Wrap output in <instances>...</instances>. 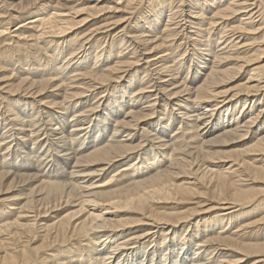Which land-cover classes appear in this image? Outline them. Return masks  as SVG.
<instances>
[{
  "label": "bare ground",
  "instance_id": "6f19581e",
  "mask_svg": "<svg viewBox=\"0 0 264 264\" xmlns=\"http://www.w3.org/2000/svg\"><path fill=\"white\" fill-rule=\"evenodd\" d=\"M80 1L0 0V43L10 39L26 47H0V72L11 73L0 78V98L6 101L0 111V264H49L42 251L75 238L87 242L85 254L73 247L54 249L56 264H264V216L236 222L264 205V25L256 23L264 18V0H198L191 17L203 23L211 14L208 23L222 27L216 39L208 34L204 42H194V64L185 68L182 79L177 75L185 61L161 55L170 50L167 41L142 35L155 31L166 11L157 7L168 0H156L136 39L147 50V67L157 65L156 74L165 73L161 81L154 80L160 81L157 90L166 99L142 103L150 95L149 86L137 83L140 76L134 73L119 82L123 68L139 61L110 62L115 39L103 43L95 36L96 52L85 48L94 33L86 36L78 29L103 8ZM112 1L107 8L118 11L134 2ZM83 10L86 15L80 18ZM26 15L28 22L11 30ZM235 18L237 24L227 28L225 23ZM228 30L233 33L229 37ZM71 31L77 32L68 36ZM258 33L262 38L257 42ZM89 59L94 61L87 65ZM256 60L258 65L250 68ZM113 82V98L109 95L105 105L90 104L98 88ZM140 129L143 133L136 136ZM118 176L128 179L109 189L114 180L121 181ZM246 183L263 187L247 189ZM195 197L210 203L183 211L160 207L191 204ZM68 206L75 209L53 221L57 216L51 214ZM120 211L140 217L118 219ZM186 224L185 234L181 227L185 231ZM145 225L146 232L130 234ZM228 226L235 231L222 230ZM148 238L150 245H138Z\"/></svg>",
  "mask_w": 264,
  "mask_h": 264
},
{
  "label": "rangeland",
  "instance_id": "374dc122",
  "mask_svg": "<svg viewBox=\"0 0 264 264\" xmlns=\"http://www.w3.org/2000/svg\"><path fill=\"white\" fill-rule=\"evenodd\" d=\"M134 2L132 3V5L127 9V10H123V9H121V11H118V9L117 10H111V9H108L107 7L108 6H113L114 5V2L112 1V0H85L84 2H82V0L80 1V2H82V4L81 5H83V6H89V5H96V4H98V6H100V7H102L103 8V11H101L99 14H98V17H95V18H90L91 20L89 21V22H87V23H82L81 24V27H80V29H78V30H81V32L83 33V34H85L86 36L87 35H92L93 33H94V35L92 36V38L90 39V43L89 44H87V46L85 47L86 49H90L91 51H93V53H95L96 52V49H95V47L94 46H92V43H91V40L95 37V36H97L95 39H97L98 40V42L100 41V42H103V43H106L105 42V40L108 42V43H110V41H113L114 39L115 40H117V43L115 42L114 44L115 45H112L113 46V50H115V52H114V54L115 55H111V58H109V61L111 62V61H113V63L116 61V60H120V59H131V61H136V62H138L135 66H131V67H125V68H123V70L119 73L120 75L119 76H122V78H120L119 79V82L121 81V82H124V80H126V79H128V76L129 75H131V74H136L137 76H140L141 77V80H138V84L140 83V84H142V85H145V86H149L148 87V92H146V95H150V97H149V99H146V97L142 100V101H139V103H142V102H147V100H150L151 99V101H153V100H160V101H163L164 99H166V97L165 96H163V94L164 93H162V92H159V90H157L158 89V87H157V85L158 84H160V83H158V82H160L161 81V79L159 78L160 76H163L165 73H162V74H159V75H157L156 73H157V71H155L154 69L157 67V65H149L148 67H147V65H148V63L147 62H149L150 63V61H148V58H145L146 57V52H147V50H145V46H143L142 44H140V43H142L141 41H139V40H137L136 39V36L137 35H139V34H141L142 33V29H145V27H144V22H142V19H144L145 17H146V14H147V16L152 12L151 11V9H153L154 8V6L157 4V2L159 1V0H157V2H155L156 0H138L137 2H136V0H133ZM191 1V2H190ZM141 2V3H140ZM154 2V3H153ZM173 2V3H172ZM175 2V3H174ZM179 2V3H178ZM257 2V1H256ZM168 3V4H167ZM170 3V4H169ZM195 3V4H194ZM198 3V0H195L194 2H193V4H192V0H181V2H180V0H168L165 4H163L164 6L162 7V4H160V6L159 7H157L156 9L157 10H159V9H164V7H165V9H166V11H165V13H163V15H162V19H161V21H160V23H158L157 24V29H155V31L153 30V29H147V30H145V33L144 34H142L143 36H145L144 38H148V36L150 35V38H155V39H157V40H162V38H163V40H166L167 41V43H166V45H167V47H165V48H169L170 50H167V51H165V52H162V54L161 55H167V54H169L170 56H168V58H169V60L171 59V58H173V59H171V60H177V58L180 60V59H182L183 61H185V65L183 64V66H182V68H181V74H179V76L177 75V78L178 79H182V78H184L185 76H187V70H185V68L187 69L188 67H190V66H193V64L194 63H192V62H190L191 60H192V57H193V52H194V48H196V45H194L195 43L194 42H198V41H200V39L199 38H201L202 39V41L204 42V40L207 38V36H208V34L213 38V39H216L217 38V36L219 35L220 36V33H219V30L221 29V27H222V25H218L217 27L215 26H211L210 25V23H208L209 21H208V19H209V17H210V15L208 16V19L206 18L205 20H204V22L203 23H200L197 19H195V18H193V17H191L192 15L191 14H193V12L192 11H194V8L196 7L195 5ZM134 4H135V6H134ZM144 4V5H143ZM167 4V5H166ZM172 4V5H171ZM188 4V5H187ZM80 5V6H81ZM143 5V6H142ZM152 5V6H151ZM177 5V6H176ZM82 6V7H83ZM166 6H167V8L170 6V7H172L173 8V10L172 11H168V9L166 8ZM190 6V7H189ZM134 9H133V8ZM184 8V9H183ZM136 9V10H135ZM180 9V10H179ZM183 9V10H182ZM192 9V10H191ZM197 8H195V10H196ZM178 10V11H177ZM149 11V13H147ZM176 13V14H175ZM79 14V16H80V18H82V17H84L85 15H86V10H83V11H81V12H79L78 13ZM168 16H167V15ZM171 14V15H170ZM174 14V15H173ZM189 15V16H188ZM144 16V17H143ZM124 17V18H123ZM261 17V16H260ZM259 17V18H260ZM123 18V19H122ZM173 18V19H172ZM193 18V19H192ZM30 18L28 17V15H26L25 17H21L20 18V20L18 19L15 23H13V24H11V30H15V27H17V26H19V24H21L22 22H28L27 20H29ZM122 19V21H120V23L118 22V23H116L115 24V22L116 21H118V20H121ZM165 19V20H164ZM136 21V22H135ZM167 21V22H166ZM171 21V22H170ZM25 22V23H26ZM164 22V23H163ZM184 22V23H183ZM220 22H222V20H220ZM235 22V23H234ZM237 18H235V19H231V20H229L228 22H226L225 24L226 25H228V27L227 28H231L232 26H234V25H236L237 24ZM136 23H138V24H136ZM169 23V24H168ZM171 23V24H170ZM219 23V22H218ZM256 23H261V24H263L264 25V18L263 19H261V20H259V21H257ZM169 25H171V28H170V26ZM100 27L101 26V28H100V31H94V30H96L95 28H97V27ZM182 26V27H181ZM208 26V27H207ZM202 27H204V28H202ZM210 27H214V28H212V29H210ZM107 28V29H106ZM198 29V30H197ZM199 29H200V31H199ZM208 29V30H207ZM26 31V29H23V31ZM83 30H85V32L83 31ZM153 30V31H152ZM215 30V31H214ZM231 30V29H230ZM230 30H228V37L229 36H231L233 33L230 31ZM112 31V32H111ZM130 31V32H129ZM153 33H152V32ZM177 31V32H176ZM191 31V32H190ZM202 31H204V32H202ZM208 31V32H207ZM75 32H77V31H71L70 33H69V35L68 36H70V35H72V34H74ZM89 32V33H88ZM92 32V33H91ZM97 32V33H96ZM150 32V33H149ZM179 32V33H178ZM231 32V33H230ZM12 33H15V32H12ZM28 33H29V31H28ZM126 33V34H125ZM163 33V34H162ZM171 33V34H170ZM212 33V34H211ZM119 34V35H118ZM153 34V35H152ZM156 34V35H155ZM170 34V35H169ZM187 34V35H186ZM194 34V35H193ZM202 34V35H201ZM216 34V35H215ZM112 37H114V38H112ZM123 35H125V38H124V41L123 42H119L118 43V40L120 39V36L122 37ZM147 35V36H146ZM161 35V36H160ZM181 35V36H180ZM190 35V36H189ZM204 35V36H203ZM104 36V37H103ZM119 36V37H118ZM169 36V37H168ZM194 36V37H193ZM200 36V37H199ZM161 37V38H160ZM167 37V38H166ZM191 37V38H190ZM204 37H205V39H204ZM249 37H254V35H251V36H249ZM130 39V41H133V42H131V43H127V45H126V42H127V40L128 39ZM159 38V39H158ZM175 38V39H174ZM261 38H262V34L261 33H258L257 35H256V40H257V42L258 41H260L261 40ZM133 39H135V41L133 40ZM204 39V40H203ZM136 40H137V42H136ZM221 42V41H220ZM12 45H11V44ZM15 43V42H14ZM13 43V40H11L10 41V39L9 40H3V41H1V43H0V47H2V49L4 48L5 49V46L6 47H9L10 46V48L13 46V47H15V46H17V45H13L14 44ZM138 43H139V45H138ZM176 43V44H175ZM21 44V45H20ZM118 44V45H117ZM124 44H125V46H127L128 48H126V49H124V51L123 52H120L119 54H117L118 53V49L120 48V46H124ZM131 44V45H130ZM180 44V45H179ZM110 45V44H109ZM108 44H107V46L105 47V50H104V53H102V58H103V56L105 57V55H106V50H107V47L109 46ZM120 45V46H119ZM193 45V46H192ZM18 46H22V48H26L25 47V45H24V42H20L19 43V45ZM17 46V47H18ZM91 46V47H90ZM111 46V45H110ZM124 46V47H125ZM140 46V47H139ZM216 46H217V44H216ZM89 47V48H88ZM115 47V48H114ZM135 47H138V49L135 51V52H133V48H135ZM143 47V48H142ZM193 49V51H192V49ZM92 48V49H91ZM117 48V49H116ZM185 48V49H184ZM187 48V49H186ZM216 48V47H215ZM180 49V50H179ZM188 50V51H187ZM3 51V50H2ZM186 53H185V52ZM126 52V53H125ZM128 52V53H127ZM192 52V53H191ZM130 53V54H129ZM174 53V54H173ZM188 53V54H187ZM129 54V55H128ZM174 55V56H172V55ZM183 54H184V56H183ZM86 55V54H85ZM192 55V56H191ZM84 56V55H83ZM117 58H116V57ZM184 57V58H183ZM165 58H167V57H165ZM133 59H135V60H133ZM115 60V61H114ZM165 60H168V59H165ZM89 62H86V64L88 65V63L90 64V62L92 63L94 60H92V59H89L88 60ZM254 62H256V63H254L253 65H250L251 67L250 68H252V67H254V66H256V65H258V62H257V60L256 61H254ZM65 63V61H61V63H60V65H63ZM139 65V66H138ZM80 66H82V64H80ZM97 66H99V64L97 63ZM150 67V68H149ZM184 67V68H183ZM8 69H11L10 68V66L9 67H7ZM50 68H52V67H50ZM70 68V66L68 67V69ZM80 68V67H79ZM149 68V69H148ZM152 68V69H151ZM154 68V69H153ZM144 69V70H143ZM191 69L193 70V67H191ZM39 70H41L40 68H39ZM38 70V71H39ZM71 70V69H70ZM127 70V71H126ZM147 70V71H146ZM9 72V73H8ZM144 72H146L145 74H144ZM193 72H194V70H193ZM38 73V72H37ZM148 73H150V76H149V74ZM155 73V74H154ZM248 71H246L245 73H243V75H242V78H243V80H241V81H244L246 78H247V75H248ZM5 75H11V73H10V71H1L0 72V78H3ZM146 76V78H145V76ZM144 76V77H143ZM190 76H192V73L189 75V77L188 78H190ZM142 78H143V81H142ZM148 79H150V80H148ZM154 79H159V80H154ZM148 80V81H147ZM141 81V82H140ZM6 82V81H5ZM144 82V83H143ZM150 82V83H149ZM153 82V83H152ZM156 82V83H155ZM238 82H236V81H234L233 83H232V85H236ZM113 85H111L110 87H105V88H98L94 93H96V94H98V96L96 97V98H94L93 96H90L89 98H88V100H89V102H90V104L92 103V104H97V103H101V104H104L105 105V103H107V101H105L106 100V98H108V96L109 95H114L115 96V94L114 93H116L115 91H116V89H114L115 87H114V84H117V83H112ZM137 84V85H138ZM155 84H156V86H155ZM152 85V86H151ZM99 87H101L100 85H98ZM98 86H96L95 88H97ZM155 86V87H154ZM114 87V88H113ZM109 88V89H108ZM50 90L51 89H49V90H47V92H50ZM112 90V91H111ZM154 90V91H153ZM1 91V90H0ZM103 93H101V92ZM62 91L61 90H59V91H56V93H58V94H60ZM2 94H4V95H6L7 93H3V92H1ZM157 93L159 94V93H161V94H159V95H157ZM57 94V95H58ZM145 94V93H144ZM152 94V95H151ZM8 95V94H7ZM100 95V96H99ZM111 95V97L113 98V96ZM145 95V96H146ZM2 96L3 95H1L0 97L2 98ZM46 96H49V94H46L45 96H42V97H46ZM59 96V95H58ZM42 97H40L39 99H41ZM104 97V98H103ZM158 97V98H157ZM0 98V104H1V106H0V111L2 110V113L5 111L4 109H5V104H6V101L5 100H3V99H1ZM14 98V97H13ZM18 98H20V97H18ZM17 98V99H18ZM163 98V99H162ZM30 99V98H29ZM44 99H48V98H44ZM50 99V98H49ZM48 99V100H49ZM139 99H141V98H139ZM38 100V99H37ZM97 100V101H96ZM146 100V101H145ZM46 101V100H45ZM3 102V103H2ZM94 102V103H93ZM163 103V102H162ZM23 104V102L22 103H20V105H22ZM84 104V101H82L81 102V106ZM262 104H264V103H262ZM115 105V104H114ZM2 106H3V108H2ZM20 107V106H19ZM23 107V106H22ZM102 107L103 106H101L98 110H102ZM171 109V108H170ZM56 111V110H55ZM176 112L175 113H177L178 111L177 110H175ZM1 112H0V115L2 114ZM157 115H158V113H155V115H152L151 117H150V119L152 120L154 117L155 118H157ZM166 116V115H165ZM169 116V115H168ZM0 118H1V116H0ZM163 118V117H162ZM149 120V119H148ZM151 120H149V122H151ZM2 123L4 124V122L3 121H1V123H0V129H1V125H2ZM152 123V122H151ZM136 132V136H139L141 133H143V132H141V129L140 130H135ZM125 134V132H122L121 133V135H124ZM152 134V133H151ZM145 137H148L147 136V134H145ZM150 137V136H149ZM152 140V138H149V140ZM158 140H155L154 141V143L155 144H157L156 142H157ZM149 149V148H148ZM134 157V160L136 161V160H138V154L136 155L135 154V156H133ZM119 168L121 167V165H119L118 166ZM114 172H110L109 174L110 175H112ZM125 176H127V175H125ZM122 177V176H121ZM143 177V176H142ZM108 178H109V176H108ZM116 179H120L121 180V178H120V176H118ZM127 179H128V177H125V179H122L121 181H118V182H115V180L113 181V183H111L109 186H108V188L110 189H114V188H118V187H120L121 185H123V183H122V181L124 182V181H127ZM248 184H249V186H248ZM251 183H246V185H244L247 189H255V188H259V187H263L262 186V184H256V185H250ZM196 201V202H195ZM198 202L200 203V204H207V203H210L209 201L208 202H204L203 201V199L202 198H199V197H195L194 199H192V203L191 204H183V206L182 205H178V204H176V203H171V204H162L160 207H162V206H164L165 208H167L168 210H172V209H176V210H178V211H183V210H185V208L186 207H191V206H196L197 204H198ZM255 206V205H254ZM253 206V207H254ZM9 207V206H8ZM72 207V206H71ZM66 207V208H68V209H63V210H58V211H56L55 213H53V214H51V217H53V216H57L56 217V219H53V221L54 220H57V219H59L60 217H62L64 214H66V213H69V212H71L72 210H74L75 208L74 207ZM183 207V208H182ZM250 208H251V206H249ZM249 207H245V208H243L242 210H248L247 208H249ZM3 208V207H2ZM6 208V206H4V208H3V210ZM178 208V209H177ZM249 208V209H250ZM10 209V208H9ZM2 210V212H1V214H4L5 212ZM13 210V209H12ZM6 211V210H5ZM61 211H63L61 214H60V212ZM221 212V211H220ZM248 214H250L249 216H247V217H244V218H242L241 220H239V221H236L237 223H241V224H247V223H249V222H252V221H256V220H258V219H261L263 216H264V205L263 206H257V207H254V208H251L250 209V213L248 212ZM118 216H117V218L118 219H132V218H138V217H140L139 215H137V214H135V213H132V212H130V211H120L119 212V214H117ZM3 218L2 217H0V221L2 220ZM198 218H194V220H197ZM52 222V221H51ZM184 225V224H183ZM188 224H186L185 225V231H184V228L183 227H181V231L182 232H184L185 234L186 233H188L189 231H188V226H187ZM141 226H136L135 228H132V230H134V231H130V234L132 235H137V234H142L143 232H146L147 230H144L146 227H147V225H145V226H143V227H141ZM229 228V229H228ZM228 228L227 227H223L222 228V230H225V232L227 233V232H234L235 231V229L234 228H231V226L229 227L228 226ZM141 229V231H139ZM143 229V230H142ZM249 230H247L248 232L251 230V228H248ZM137 230V231H136ZM193 230V229H192ZM191 229H190V231H192ZM220 230V229H219ZM222 230H220V231H222ZM234 230V231H233ZM129 231V230H128ZM209 231V232H208ZM133 232V233H132ZM211 232L212 231H210V230H207V232H206V234H211ZM183 233V234H184ZM130 236V235H129ZM152 240V238H148V239H142L141 240V242L138 244V245H141V243L143 244V243H147V244H151V243H149L150 241ZM40 242V241H39ZM77 242H79V243H77ZM36 244L35 245H37L38 244V242H35ZM75 243V244H74ZM84 243V244H83ZM82 244V245H81ZM87 244V242L86 241H82V240H80L79 238H75V241L73 240L72 241V243L70 244H68V243H66L65 245L64 244H56L54 247H56V248H52V250H49V249H46V251H42L43 253L42 254H45L46 253V255H44V257H48L49 259V264H56V259L54 258V257H52L51 256V254H53L54 255V253L53 252H55V250L54 249H61V250H69V248L71 249V250H75V251H77L78 253H80V254H85V248L87 247H85V245ZM67 245V246H66ZM57 246L59 247V248H57ZM60 246H62L61 248H60ZM77 246V247H76ZM67 247V248H66ZM72 247H73V249H72ZM85 247V248H84ZM63 248V249H62ZM80 248V249H79ZM79 251H78V250ZM83 250V251H82ZM176 250H178L177 249V247H176ZM49 251V252H48ZM69 252H71V251H69ZM82 252H84V253H82ZM47 253H48V255H47ZM71 253H73V252H71ZM70 253V254H71ZM220 253V252H219ZM50 254V255H49ZM66 254H62V256H65ZM53 261V262H52ZM64 262H67L66 260H64ZM69 262H70V260H69ZM74 263H72V264H75V262H76V264H77V261L75 260V261H73ZM246 263V262H245ZM244 263V264H245ZM68 264H70V263H68Z\"/></svg>",
  "mask_w": 264,
  "mask_h": 264
}]
</instances>
